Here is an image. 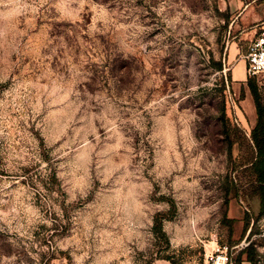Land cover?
I'll return each mask as SVG.
<instances>
[{
    "label": "rangeland",
    "instance_id": "374dc122",
    "mask_svg": "<svg viewBox=\"0 0 264 264\" xmlns=\"http://www.w3.org/2000/svg\"><path fill=\"white\" fill-rule=\"evenodd\" d=\"M233 1L0 0V264H264Z\"/></svg>",
    "mask_w": 264,
    "mask_h": 264
},
{
    "label": "trees",
    "instance_id": "16d2710c",
    "mask_svg": "<svg viewBox=\"0 0 264 264\" xmlns=\"http://www.w3.org/2000/svg\"><path fill=\"white\" fill-rule=\"evenodd\" d=\"M244 1L245 3H247L250 0ZM247 85L253 98L256 113L254 125L250 130V138L254 147V158L251 161L248 169L251 175V196L256 199L258 203V213L256 215L257 217L264 214V104L260 101L257 86L254 81L248 79ZM233 190L234 196H237L238 188H235V186H233ZM247 217H249L248 214H246V218ZM235 221L236 219H227L228 223H233ZM254 251V246L252 245V243H249L238 253L235 264H241V262L243 261L241 256L243 254L245 255L244 261H247L250 264H255ZM171 264L174 263L171 262Z\"/></svg>",
    "mask_w": 264,
    "mask_h": 264
},
{
    "label": "built area",
    "instance_id": "2783aa9c",
    "mask_svg": "<svg viewBox=\"0 0 264 264\" xmlns=\"http://www.w3.org/2000/svg\"><path fill=\"white\" fill-rule=\"evenodd\" d=\"M246 74L249 77L264 75V30L255 36L248 44L244 54ZM216 255L209 257L210 264H232L231 255L226 247L217 248Z\"/></svg>",
    "mask_w": 264,
    "mask_h": 264
},
{
    "label": "crops",
    "instance_id": "0c3cea01",
    "mask_svg": "<svg viewBox=\"0 0 264 264\" xmlns=\"http://www.w3.org/2000/svg\"><path fill=\"white\" fill-rule=\"evenodd\" d=\"M234 4H238L239 8H241L242 12L238 15L237 23L244 25L245 22L249 21V9L250 4L245 3L242 0L233 1ZM264 9L261 10L260 15L258 14V18L261 19L263 17ZM253 32V30H252ZM244 54H241L236 42H232L230 46V52L227 58V63L231 64L229 68L230 76L233 81L242 82L247 74H246V61L244 59ZM241 264H250L247 261H242Z\"/></svg>",
    "mask_w": 264,
    "mask_h": 264
}]
</instances>
